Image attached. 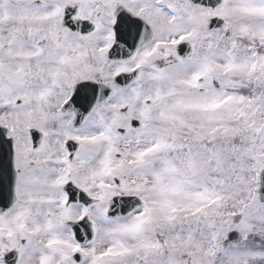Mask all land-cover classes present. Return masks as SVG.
I'll return each instance as SVG.
<instances>
[{
    "label": "snow or ice",
    "instance_id": "1",
    "mask_svg": "<svg viewBox=\"0 0 264 264\" xmlns=\"http://www.w3.org/2000/svg\"><path fill=\"white\" fill-rule=\"evenodd\" d=\"M0 264H264V0H0Z\"/></svg>",
    "mask_w": 264,
    "mask_h": 264
}]
</instances>
